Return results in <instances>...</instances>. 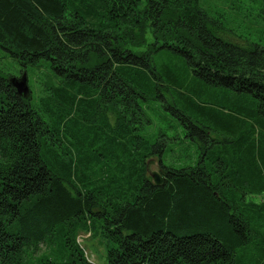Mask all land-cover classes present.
<instances>
[{
    "label": "trees",
    "instance_id": "16d2710c",
    "mask_svg": "<svg viewBox=\"0 0 264 264\" xmlns=\"http://www.w3.org/2000/svg\"><path fill=\"white\" fill-rule=\"evenodd\" d=\"M0 48L56 80L0 69V264H94L82 232L107 264H264V39L200 0H0Z\"/></svg>",
    "mask_w": 264,
    "mask_h": 264
},
{
    "label": "rangeland",
    "instance_id": "374dc122",
    "mask_svg": "<svg viewBox=\"0 0 264 264\" xmlns=\"http://www.w3.org/2000/svg\"><path fill=\"white\" fill-rule=\"evenodd\" d=\"M200 5L209 15L222 17L226 27L234 33L250 38L252 41H258L259 37L264 39V0H200ZM147 39L149 42L152 41V36L148 34ZM157 59V62H160L158 57ZM41 64L43 65L40 69H34L29 73V77L27 76L29 96L35 98L41 96L47 86L56 84L46 62ZM0 69L14 76L15 79L22 77V68L17 59L2 48H0ZM151 118L153 125L148 129V134H145L149 139H154L160 125L157 113L151 114ZM150 161L153 162L151 169L158 171L160 169L158 160L149 159L147 162ZM249 200L264 203V194L250 197ZM78 241L85 249L90 262L107 264L106 247L101 237L95 238L91 234L82 232Z\"/></svg>",
    "mask_w": 264,
    "mask_h": 264
},
{
    "label": "water",
    "instance_id": "95a60500",
    "mask_svg": "<svg viewBox=\"0 0 264 264\" xmlns=\"http://www.w3.org/2000/svg\"><path fill=\"white\" fill-rule=\"evenodd\" d=\"M12 84L16 88L19 95L28 97L29 96V87H28V79L27 76L24 75L20 79H12ZM152 161H150L147 165L148 173L151 176L153 183L157 186H161L163 183V176L161 174L160 169L158 171L152 170Z\"/></svg>",
    "mask_w": 264,
    "mask_h": 264
}]
</instances>
